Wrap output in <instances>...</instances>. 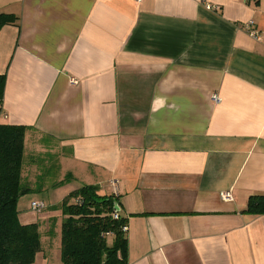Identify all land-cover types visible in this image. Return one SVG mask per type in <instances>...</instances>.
Returning a JSON list of instances; mask_svg holds the SVG:
<instances>
[{
    "label": "crops",
    "instance_id": "crops-1",
    "mask_svg": "<svg viewBox=\"0 0 264 264\" xmlns=\"http://www.w3.org/2000/svg\"><path fill=\"white\" fill-rule=\"evenodd\" d=\"M0 12L17 18L0 27V123L26 127L21 183L59 197L37 221L18 210L39 226L31 264H63L58 207L85 183L118 197L126 264H264V213L243 212L264 194V0H0Z\"/></svg>",
    "mask_w": 264,
    "mask_h": 264
},
{
    "label": "trees",
    "instance_id": "trees-1",
    "mask_svg": "<svg viewBox=\"0 0 264 264\" xmlns=\"http://www.w3.org/2000/svg\"><path fill=\"white\" fill-rule=\"evenodd\" d=\"M16 19L0 12V27ZM4 79L0 74V101ZM24 130L23 125L0 123V264H31L41 249L38 223L19 222L16 209L19 197L30 192L21 183ZM115 200L116 195L100 194L96 185L86 183L62 199L58 208L63 264H126L127 237L122 227L127 221L118 211L113 218ZM243 212L264 213V194L250 195Z\"/></svg>",
    "mask_w": 264,
    "mask_h": 264
},
{
    "label": "rangeland",
    "instance_id": "rangeland-1",
    "mask_svg": "<svg viewBox=\"0 0 264 264\" xmlns=\"http://www.w3.org/2000/svg\"><path fill=\"white\" fill-rule=\"evenodd\" d=\"M58 166L57 165H54L53 168H51L49 170V172L47 173L46 177L47 179H49L50 182H54L57 180V177H58ZM74 184H72L71 186H68L67 188H70L72 187ZM49 192V196L46 197V194L45 196L40 194L38 191H31L24 194V195H21V198L20 200L18 201V207L16 209L18 210H23L22 212V216H24L26 213H28L31 217V221H37L38 219H40L41 217V214L43 211H45V209H42L40 211H32L30 208V202L31 200L33 199H37V200H43L45 202V204L47 205L49 202H53V201H57L59 199V197L57 195H55V193L51 190V191H48Z\"/></svg>",
    "mask_w": 264,
    "mask_h": 264
},
{
    "label": "built area",
    "instance_id": "built-area-1",
    "mask_svg": "<svg viewBox=\"0 0 264 264\" xmlns=\"http://www.w3.org/2000/svg\"><path fill=\"white\" fill-rule=\"evenodd\" d=\"M136 1H141V0H136ZM206 7L211 8L210 4H206ZM253 24H254V20H247V22L244 23V29L245 31L252 37L257 38V31H255V29L253 28ZM70 83H76V79L71 77L70 78ZM215 102H219L220 101V97H218V94L213 93L212 97H211ZM113 184L115 183L114 181L112 182ZM220 196L223 199V201H231L233 199V194L231 192V190H224L220 192ZM42 207H44V202L41 200H33L30 203V209L38 211L40 209H42ZM118 217V212L117 210L115 212H113V218H117ZM123 230L127 229V226L124 225ZM108 234V233H106Z\"/></svg>",
    "mask_w": 264,
    "mask_h": 264
},
{
    "label": "water",
    "instance_id": "water-1",
    "mask_svg": "<svg viewBox=\"0 0 264 264\" xmlns=\"http://www.w3.org/2000/svg\"><path fill=\"white\" fill-rule=\"evenodd\" d=\"M117 204H118V202L115 200L113 205H114L116 210H119V205H117Z\"/></svg>",
    "mask_w": 264,
    "mask_h": 264
}]
</instances>
